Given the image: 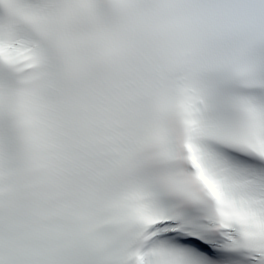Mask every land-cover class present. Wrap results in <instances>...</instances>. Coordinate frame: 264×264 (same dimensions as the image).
<instances>
[{
    "label": "snow or ice",
    "instance_id": "1",
    "mask_svg": "<svg viewBox=\"0 0 264 264\" xmlns=\"http://www.w3.org/2000/svg\"><path fill=\"white\" fill-rule=\"evenodd\" d=\"M0 264H264V0H0Z\"/></svg>",
    "mask_w": 264,
    "mask_h": 264
}]
</instances>
